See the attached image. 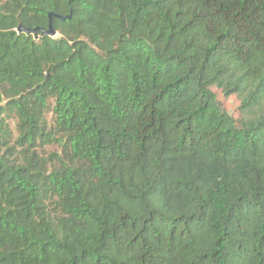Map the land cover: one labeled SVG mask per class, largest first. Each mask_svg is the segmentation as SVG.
<instances>
[{
    "label": "trees",
    "instance_id": "trees-1",
    "mask_svg": "<svg viewBox=\"0 0 264 264\" xmlns=\"http://www.w3.org/2000/svg\"><path fill=\"white\" fill-rule=\"evenodd\" d=\"M0 264H264V0H0Z\"/></svg>",
    "mask_w": 264,
    "mask_h": 264
},
{
    "label": "rangeland",
    "instance_id": "rangeland-1",
    "mask_svg": "<svg viewBox=\"0 0 264 264\" xmlns=\"http://www.w3.org/2000/svg\"><path fill=\"white\" fill-rule=\"evenodd\" d=\"M213 92L217 96L218 102L221 104L225 112L232 117L234 120L238 121L240 119V99L236 96L226 97L221 90L213 88ZM49 123L52 124V114H48ZM16 123L12 122V127L15 128ZM58 149L54 146H49L46 148L45 153L57 152Z\"/></svg>",
    "mask_w": 264,
    "mask_h": 264
},
{
    "label": "water",
    "instance_id": "water-1",
    "mask_svg": "<svg viewBox=\"0 0 264 264\" xmlns=\"http://www.w3.org/2000/svg\"><path fill=\"white\" fill-rule=\"evenodd\" d=\"M53 17H55L54 13H51L49 18H50V25H49V30L47 32L43 31V35L49 36V37H55L56 36V32L54 31L53 27H52V19ZM18 32H26L27 34H34L36 35L38 32V29L35 30H29V29H24L22 27H19Z\"/></svg>",
    "mask_w": 264,
    "mask_h": 264
}]
</instances>
